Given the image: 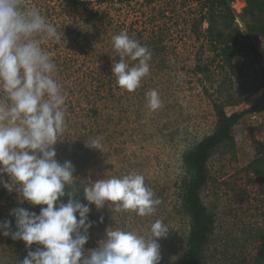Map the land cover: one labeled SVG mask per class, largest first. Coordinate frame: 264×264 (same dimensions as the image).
<instances>
[{
	"label": "rangeland",
	"instance_id": "rangeland-1",
	"mask_svg": "<svg viewBox=\"0 0 264 264\" xmlns=\"http://www.w3.org/2000/svg\"><path fill=\"white\" fill-rule=\"evenodd\" d=\"M89 1V7L105 13L93 18L84 7L66 0H25L61 35L59 42L43 44L56 64L54 79L66 93L67 126L54 146L55 158L69 153L71 141H82L83 150L91 154L83 172L88 184L135 171L160 203L145 217L115 212L110 202L100 209L90 205L89 219L94 223L84 249H96L110 227L147 234L149 225L160 219L169 231L159 239V264H183L191 226L184 205L190 178L184 157L213 132L214 102L232 114L251 106L261 94L260 90L251 95L250 90L255 78L264 74V36L249 31L243 22V0L231 4L235 21L226 31L231 39L225 52L208 38L201 0ZM121 31L147 47L150 71L132 92L120 88L114 76L112 91L107 85L100 89L95 102L100 110L95 113L77 84L90 80L91 68L100 69L99 76L107 82L110 68L120 59L112 37ZM153 89L161 100L154 111L145 98ZM80 134L85 136L81 139ZM233 134V145L222 144L212 152L209 177L201 190L215 220L205 264H259L264 248V182L253 167L259 157L257 144L264 141V112L244 116ZM87 137H101L102 149L86 147ZM4 178L9 179L7 174ZM13 253L7 241H0V264H19L23 258Z\"/></svg>",
	"mask_w": 264,
	"mask_h": 264
},
{
	"label": "clouds",
	"instance_id": "clouds-1",
	"mask_svg": "<svg viewBox=\"0 0 264 264\" xmlns=\"http://www.w3.org/2000/svg\"><path fill=\"white\" fill-rule=\"evenodd\" d=\"M60 40L57 27L38 8L25 0H0V185L34 206L46 205L38 214L11 209L15 230L12 221L0 220V235L25 242L27 255L19 264H159V239L169 231L160 219L149 225L147 234L110 227L96 249H84L94 223L90 205L100 209L110 202L115 212L133 211L141 217L156 211L160 201L143 175H106L83 187L88 203L73 198V192L66 203H58L66 186L76 183L71 161L55 158L54 146L67 126L66 93L54 79L56 64L43 44ZM112 48L120 57L112 65L117 85L136 90L149 74L151 53L126 31L112 37ZM145 98L150 110L161 106L156 90L146 92ZM101 140L87 137L85 146L101 150Z\"/></svg>",
	"mask_w": 264,
	"mask_h": 264
},
{
	"label": "trees",
	"instance_id": "trees-1",
	"mask_svg": "<svg viewBox=\"0 0 264 264\" xmlns=\"http://www.w3.org/2000/svg\"><path fill=\"white\" fill-rule=\"evenodd\" d=\"M73 5L84 7V11L93 18L100 17L105 12L103 10H95L89 7V0H66ZM205 6L204 20L208 23L206 29L208 38L216 46L222 45L225 52L227 50L231 39L230 33L227 34L228 27H231L235 21V13L231 4L235 0H201ZM245 2L244 18L249 31L258 32L264 36V0H243ZM105 3V0H101ZM238 32L239 28H235ZM75 62V60H72ZM108 72L109 78L104 82L99 76V70L95 68L90 69V80L82 83L79 82L82 90L84 89V98L91 109L98 113L100 108L97 107L96 97H100V89L107 85L109 90L114 89V75H112V68ZM72 81L69 83L70 92H73ZM262 91L261 94L255 98L254 102L246 109L228 114L225 106L220 102H214V111L216 115V125L212 133L204 137L197 145L190 150L184 157V163L190 171V178L186 185L184 193V205L190 216L191 226L189 232L188 251L183 264H205V253L210 242L211 234L214 230L215 220L213 215L208 211L206 205L201 198V190L206 184L209 177L208 161L212 152L222 144H234V127L238 122L248 114H255L264 112V74L256 77L254 84L251 87L250 94L253 95L257 91ZM94 103V104H93ZM81 139L85 134H80ZM259 157L254 161L253 167L260 181L264 182V141H259L257 144ZM59 162L71 161L74 166V180L76 183L72 186H66L65 195L59 198V202L66 203L69 199L68 193L73 192V198L79 199L84 203L83 187L88 185L85 180V169L91 161V154L89 151H84L82 148V141H71L70 151L68 154L57 159ZM58 206V205H57ZM16 207H23L29 211H34L37 214L41 207L46 205H32L30 202L23 200L17 191L9 192L2 185H0V220L12 221V230H15V218L10 215V211ZM79 218V217H78ZM94 221L97 220L94 218ZM0 241H7L9 249L13 254L24 258L27 255L28 249L25 247V242L22 240H13L11 236L0 235ZM35 244L32 245L34 250ZM42 247V246H41ZM259 264H264V248L262 246L259 256Z\"/></svg>",
	"mask_w": 264,
	"mask_h": 264
},
{
	"label": "built area",
	"instance_id": "built-area-1",
	"mask_svg": "<svg viewBox=\"0 0 264 264\" xmlns=\"http://www.w3.org/2000/svg\"><path fill=\"white\" fill-rule=\"evenodd\" d=\"M234 3V2H233ZM233 3H232V5H233Z\"/></svg>",
	"mask_w": 264,
	"mask_h": 264
}]
</instances>
